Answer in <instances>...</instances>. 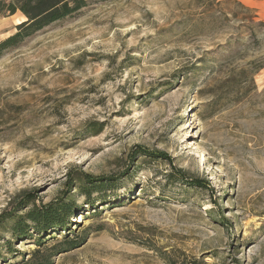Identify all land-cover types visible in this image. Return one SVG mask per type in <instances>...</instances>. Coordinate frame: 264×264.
I'll return each instance as SVG.
<instances>
[{
    "label": "rangeland",
    "instance_id": "rangeland-1",
    "mask_svg": "<svg viewBox=\"0 0 264 264\" xmlns=\"http://www.w3.org/2000/svg\"><path fill=\"white\" fill-rule=\"evenodd\" d=\"M233 1L264 22V0H88L0 53V264H264V25ZM61 201L65 226L11 234Z\"/></svg>",
    "mask_w": 264,
    "mask_h": 264
},
{
    "label": "trees",
    "instance_id": "trees-1",
    "mask_svg": "<svg viewBox=\"0 0 264 264\" xmlns=\"http://www.w3.org/2000/svg\"><path fill=\"white\" fill-rule=\"evenodd\" d=\"M233 3L241 9L239 13L234 14V18L238 19L240 17L239 19L242 22L248 23L250 26L259 27L264 25L263 21H255L257 18L256 14L240 1H233ZM87 4L88 0H0V15H14L18 13L23 17L19 23L15 24L14 28L16 31L7 36L6 39L0 41V53L7 48L17 46L22 39L34 34L50 23L76 14L79 9ZM254 30L255 28H252V33ZM262 66L259 65L258 68ZM100 129L101 126L98 125L93 132L98 133L101 131ZM107 181L104 179L97 181L87 180L79 186V189L88 200L92 192L105 190L108 185ZM69 215L70 207L64 201L46 205L45 208L37 209L30 207L22 216L13 219L14 222L10 227V232L13 236L25 237L31 236V232L29 231L32 230V232L35 231L38 234V241H40L43 232L50 231V229H54L57 226H65L68 223ZM0 228H4L3 223H1ZM6 243L7 249H10V243L8 241ZM75 243H77V240L74 238L62 241V245L67 247ZM44 261L40 264H45Z\"/></svg>",
    "mask_w": 264,
    "mask_h": 264
}]
</instances>
